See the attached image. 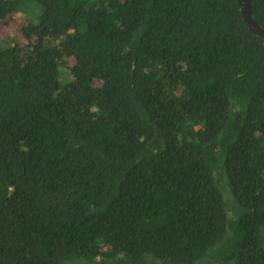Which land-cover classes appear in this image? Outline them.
<instances>
[{"label":"trees","instance_id":"trees-1","mask_svg":"<svg viewBox=\"0 0 264 264\" xmlns=\"http://www.w3.org/2000/svg\"><path fill=\"white\" fill-rule=\"evenodd\" d=\"M20 12L0 264H264V38L238 0H0V27Z\"/></svg>","mask_w":264,"mask_h":264},{"label":"rangeland","instance_id":"rangeland-1","mask_svg":"<svg viewBox=\"0 0 264 264\" xmlns=\"http://www.w3.org/2000/svg\"><path fill=\"white\" fill-rule=\"evenodd\" d=\"M26 23L27 15L24 12L9 17L0 27V41L17 35L21 42H25L27 39L22 33V28ZM73 62L74 60H72V63Z\"/></svg>","mask_w":264,"mask_h":264},{"label":"water","instance_id":"water-1","mask_svg":"<svg viewBox=\"0 0 264 264\" xmlns=\"http://www.w3.org/2000/svg\"><path fill=\"white\" fill-rule=\"evenodd\" d=\"M238 3L247 25L256 34L264 38V27H262L260 23L254 18L251 8V0H238Z\"/></svg>","mask_w":264,"mask_h":264}]
</instances>
